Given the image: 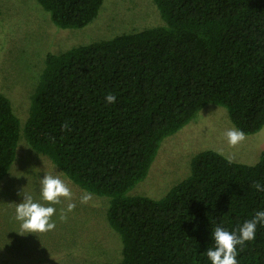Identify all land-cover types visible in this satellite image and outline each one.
Instances as JSON below:
<instances>
[{"label": "trees", "instance_id": "obj_1", "mask_svg": "<svg viewBox=\"0 0 264 264\" xmlns=\"http://www.w3.org/2000/svg\"><path fill=\"white\" fill-rule=\"evenodd\" d=\"M61 28L84 27L104 0H37ZM161 25L48 52L24 125L0 92V181L22 135L81 188L109 197L122 257L100 264H211L212 230L237 231L264 211V149L252 164L212 149L164 196L128 194L160 143L206 103L245 134L264 126V0H154ZM116 96L108 103L106 96ZM66 125V127H65ZM264 264V226L238 246Z\"/></svg>", "mask_w": 264, "mask_h": 264}, {"label": "rangeland", "instance_id": "obj_2", "mask_svg": "<svg viewBox=\"0 0 264 264\" xmlns=\"http://www.w3.org/2000/svg\"><path fill=\"white\" fill-rule=\"evenodd\" d=\"M164 20L154 0H104L98 16L84 27L61 28L37 0H0V92L11 100L21 126L27 119L30 97L48 52L107 39L116 34L161 25ZM236 128L227 109L206 103L179 131L160 143L149 173L128 194L155 199L164 196L190 172L192 157L204 149L223 153L231 160L252 164L264 149V126L246 134V140L229 146L226 131ZM50 174L64 181L72 192L52 205L54 230L22 235L16 219L24 194L47 205L41 195V179ZM91 194L87 203L81 197ZM75 204L72 211L68 205ZM109 197L91 193L74 183L45 154L35 151L22 135L16 157L0 181V264H100L122 257V239L109 224ZM66 215L67 219H61Z\"/></svg>", "mask_w": 264, "mask_h": 264}, {"label": "clouds", "instance_id": "obj_3", "mask_svg": "<svg viewBox=\"0 0 264 264\" xmlns=\"http://www.w3.org/2000/svg\"><path fill=\"white\" fill-rule=\"evenodd\" d=\"M108 103H115L116 96L109 93L106 96ZM66 127V125H65ZM229 146L236 147L246 140V134L243 130L237 128L228 129L225 133ZM223 154V153H221ZM229 163L232 160L229 159ZM255 189L264 192V185L259 183L254 185ZM24 196L22 202L17 204L16 219L21 222L22 235L29 233L40 234L52 231L56 227L52 217L56 213V208L52 205L61 203L62 198L71 200L72 192L67 184L59 177L46 174L41 179L42 199L48 206L39 202H34L33 197L21 193ZM91 199V194L86 193L81 197L82 203H87ZM75 204L68 205V211H72ZM61 219L66 220V215ZM264 226V211H258L251 220H247L237 231H228L221 226L212 230V239L214 240V249L207 250V256L211 264H238V246H244L246 242L256 238L257 226Z\"/></svg>", "mask_w": 264, "mask_h": 264}]
</instances>
